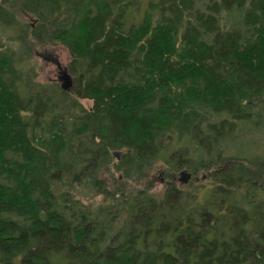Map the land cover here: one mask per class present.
Instances as JSON below:
<instances>
[{"label":"trees","instance_id":"obj_1","mask_svg":"<svg viewBox=\"0 0 264 264\" xmlns=\"http://www.w3.org/2000/svg\"><path fill=\"white\" fill-rule=\"evenodd\" d=\"M19 1L32 33L0 0V264H264V0ZM31 40L69 51L70 92L37 81ZM121 150L125 178L162 161L212 186H125Z\"/></svg>","mask_w":264,"mask_h":264},{"label":"rangeland","instance_id":"obj_2","mask_svg":"<svg viewBox=\"0 0 264 264\" xmlns=\"http://www.w3.org/2000/svg\"><path fill=\"white\" fill-rule=\"evenodd\" d=\"M3 1L5 2L4 5L6 8L18 18L29 33H32L36 25L35 19L26 15L20 1ZM29 48H31L30 51L32 54V57L29 56L30 64L35 68L37 81L41 83L58 81L60 72L56 64L53 62V59L58 60L62 67L68 68L71 60L69 51L62 44L51 41L33 42L31 40ZM80 102L88 109L92 106V102L89 100H81ZM255 149L256 151L258 150V154L264 153V145L255 146ZM124 152V150L113 152V167L109 173H106L105 177H108L111 180L114 179L118 183L125 184V186L137 189L145 188L147 186L149 188L148 191L154 194H160L167 184H174L185 191L193 192L199 190L200 195L205 196L207 192L206 190L212 186L213 181L209 176V172L201 171L193 173L185 168L177 170L162 161L152 166H147L144 169L143 175L140 176L138 180L134 177L125 178L124 170H118L116 168L119 165L118 163ZM182 173H188L191 175L190 180L186 184L181 182Z\"/></svg>","mask_w":264,"mask_h":264},{"label":"water","instance_id":"obj_3","mask_svg":"<svg viewBox=\"0 0 264 264\" xmlns=\"http://www.w3.org/2000/svg\"><path fill=\"white\" fill-rule=\"evenodd\" d=\"M61 74L59 76V81L61 82V89L63 91H70L73 87V78L69 74L68 69L66 67H62L61 63L58 60H55ZM191 178V175L188 173H182L181 182L187 183Z\"/></svg>","mask_w":264,"mask_h":264},{"label":"flooded vegetation","instance_id":"obj_4","mask_svg":"<svg viewBox=\"0 0 264 264\" xmlns=\"http://www.w3.org/2000/svg\"><path fill=\"white\" fill-rule=\"evenodd\" d=\"M50 58H51V57H50ZM50 58H49V59H50ZM55 60H56V59H53V62L56 64ZM56 66H57V64H56ZM57 68H58V66H57ZM63 68H64V67H63ZM66 68H67V67H66ZM58 69H59V68H58ZM67 69H68V68H67ZM59 72H60V70H59ZM68 72H69V70H68ZM60 74H61V72H60ZM69 74H70V73H69ZM72 78H73V77H72ZM58 81H59V79H58ZM58 81H55V82H57V83L60 85V87H61V82H60V81L58 82ZM73 81H74V78H73ZM70 91H71V90H70ZM70 91H67V92H70Z\"/></svg>","mask_w":264,"mask_h":264}]
</instances>
